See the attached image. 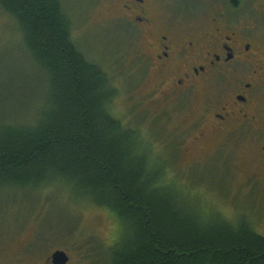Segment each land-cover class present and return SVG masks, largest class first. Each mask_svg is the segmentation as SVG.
<instances>
[{
  "label": "trees",
  "instance_id": "obj_1",
  "mask_svg": "<svg viewBox=\"0 0 264 264\" xmlns=\"http://www.w3.org/2000/svg\"><path fill=\"white\" fill-rule=\"evenodd\" d=\"M0 8L48 90L33 122L0 130L1 187L59 181L114 211L127 229L110 264H264V236L251 224L201 221L162 183L161 164L149 167L140 129L110 111L115 87L73 40L61 0H0Z\"/></svg>",
  "mask_w": 264,
  "mask_h": 264
},
{
  "label": "rangeland",
  "instance_id": "obj_2",
  "mask_svg": "<svg viewBox=\"0 0 264 264\" xmlns=\"http://www.w3.org/2000/svg\"><path fill=\"white\" fill-rule=\"evenodd\" d=\"M61 1L72 20L73 40L91 61L101 65L115 87L110 111L126 126L140 129L151 150L149 167L157 162L163 167L159 172L162 183L171 184L177 200L201 221L248 222L264 236V176L250 163L251 152L233 144L217 150L215 153L223 152L225 157L215 160L217 154H210L213 150L204 154L193 143L188 151L176 148L170 136L176 120L154 117V108L144 102V94L156 78L137 56L140 36L113 21L115 5L107 0ZM33 63L17 23L0 8V130L5 122H33L43 103L40 96H47L42 75ZM201 105L200 99L192 102L194 109ZM249 177L252 180L247 183ZM2 187L0 264H44L58 249L69 254V264H110V248L127 229L114 211L74 196L59 181L41 187ZM17 249L19 253L12 258L11 251Z\"/></svg>",
  "mask_w": 264,
  "mask_h": 264
},
{
  "label": "flooded vegetation",
  "instance_id": "obj_3",
  "mask_svg": "<svg viewBox=\"0 0 264 264\" xmlns=\"http://www.w3.org/2000/svg\"><path fill=\"white\" fill-rule=\"evenodd\" d=\"M107 1L113 21L140 36L137 56L156 78L144 102L154 117L176 120V148L193 143L216 160L225 157L217 150L243 146L264 176V0Z\"/></svg>",
  "mask_w": 264,
  "mask_h": 264
},
{
  "label": "water",
  "instance_id": "obj_4",
  "mask_svg": "<svg viewBox=\"0 0 264 264\" xmlns=\"http://www.w3.org/2000/svg\"><path fill=\"white\" fill-rule=\"evenodd\" d=\"M51 258L54 264H67L70 260L69 254L62 249L54 251Z\"/></svg>",
  "mask_w": 264,
  "mask_h": 264
}]
</instances>
